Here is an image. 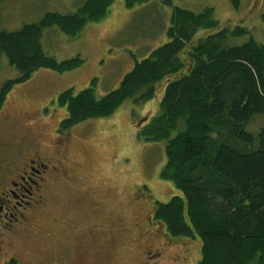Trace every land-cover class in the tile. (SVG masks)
Masks as SVG:
<instances>
[{"label":"rangeland","instance_id":"1","mask_svg":"<svg viewBox=\"0 0 264 264\" xmlns=\"http://www.w3.org/2000/svg\"><path fill=\"white\" fill-rule=\"evenodd\" d=\"M85 1L0 0V31H18L25 24L39 22L50 12L73 13ZM172 2L168 5L162 0H150L130 8L125 0H116L104 20L88 23L76 37L68 36L57 26L46 29L42 46L48 55L58 61L81 56L84 63L63 73L40 68L29 80L13 87L0 110V164L19 158L21 155L17 152L26 145L31 147L33 138L47 153L55 150L58 146L56 130L68 116L67 107L58 103L59 95L69 88L79 93L93 86L94 80L98 98L117 89L138 62L169 41L167 29L175 7L194 12L212 7L215 19L222 26L232 31L238 26L246 28V34L229 38V47L242 45L250 39L264 45V0H239L237 5L234 0ZM218 31L201 29L189 46ZM18 76L19 71L3 55L0 91L7 81ZM165 85V80L157 84L156 96L151 100L127 99L110 116L91 118L68 129L71 140L66 150L76 174L68 184L51 188L52 204L44 214L34 217V221L39 235L52 237L59 234L60 221H64L67 214L77 212L74 205L78 202L82 203L83 209L78 216L76 235L80 234L79 228L99 221L107 223L110 219L116 230L113 241L110 237L102 238L99 234L102 228L98 226L94 238L100 240L93 244L94 252L86 256L85 264H140L145 238L132 243L129 230L134 228L137 218L144 220L148 212L155 215L158 202L165 203L183 195L174 182L163 179L161 174L168 162L169 139L184 128V122L178 130L171 132L170 138L153 140L151 135L143 133L161 112ZM263 128L264 114L256 115L246 125V130L256 137ZM26 131L27 138L23 141ZM214 137L219 141L226 140V130H220V133L216 130ZM254 145L256 148L258 143ZM2 171L0 167V174ZM137 188L148 196L140 194L143 200L137 201L134 193ZM154 224L149 225L153 233H158L159 237L167 236L166 241L153 239L154 243H163L159 262L199 264L202 258L200 238H172L163 222L162 226L159 221ZM126 228H129L128 232L124 230ZM20 232L4 255H13L20 260L19 264H39L43 254L35 252L37 239L28 232ZM43 250L53 252L48 247ZM73 258L75 261L81 259L80 256Z\"/></svg>","mask_w":264,"mask_h":264},{"label":"trees","instance_id":"2","mask_svg":"<svg viewBox=\"0 0 264 264\" xmlns=\"http://www.w3.org/2000/svg\"><path fill=\"white\" fill-rule=\"evenodd\" d=\"M115 1L86 0L73 13L50 12L18 31H0V71L3 55L19 71L1 88L0 110L13 87L38 69L63 73L84 63L81 56L58 61L48 55L42 46L46 29L57 26L76 37L88 23L104 20ZM149 1L125 0L130 8ZM201 29L219 31L189 46ZM247 32L222 26L212 7L202 12L175 7L169 41L138 62L117 89L98 98L94 80L79 93L69 88L58 97L68 110L62 127L70 128L110 116L127 99L151 100L157 84L166 81L161 112L143 133L153 140L170 138L184 122L169 139L161 174L183 195L158 202L155 215L174 238L201 239L199 264H264V128L257 137L246 130L264 114V45L254 39L227 45L230 37ZM216 130H226V140L215 139Z\"/></svg>","mask_w":264,"mask_h":264},{"label":"flooded vegetation","instance_id":"3","mask_svg":"<svg viewBox=\"0 0 264 264\" xmlns=\"http://www.w3.org/2000/svg\"><path fill=\"white\" fill-rule=\"evenodd\" d=\"M61 122L56 130L58 146L55 150H49L47 153L46 150H42L39 141L33 138L31 147L26 145L25 149L22 148L17 152L21 155L19 158L15 161H8L5 165L0 164L4 170L0 174V264H19L20 260L16 257L4 255V253H6V248H11L14 243L13 238L21 233L20 231L28 232L37 239L35 252L43 254L38 261L39 264H85L86 256L94 252L92 251L93 244L100 240L94 238L98 226L102 228L99 233L102 238L110 237L111 241L114 239L116 230L110 219H105L107 223L99 221L85 228H79L80 234L76 235L78 216L81 215L83 209L80 202L74 205L77 212L67 214L66 219L60 221L59 234L55 233L51 237L50 235L42 236L36 232L38 225L34 217L44 214L46 208L52 204L51 188L68 184V181L76 174V168L72 167L73 162L66 150L71 140L68 133L69 128H63ZM23 136L24 141L27 138V131ZM134 193L137 201L143 200L142 196L140 197L143 193H140L138 188L134 190ZM143 195L148 196V193ZM155 218L156 215L148 212L144 220L143 218L136 219L133 229H124L126 232L129 230L132 243L140 242L142 237L145 238L143 259L140 264H162L158 259L163 254L161 248L163 243H158V246L153 239L156 237V239L161 238L166 241L167 236L163 234L159 237L158 233H153V230L149 228L150 224H158V221L161 222V226L163 225L159 219L154 221ZM6 219L8 221L4 222ZM46 247L52 249L53 252L44 251ZM78 256L81 259L75 261L73 257Z\"/></svg>","mask_w":264,"mask_h":264}]
</instances>
